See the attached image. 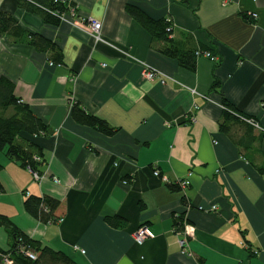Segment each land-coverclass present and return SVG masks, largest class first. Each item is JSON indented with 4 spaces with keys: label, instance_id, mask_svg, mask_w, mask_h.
Masks as SVG:
<instances>
[{
    "label": "crops",
    "instance_id": "0c3cea01",
    "mask_svg": "<svg viewBox=\"0 0 264 264\" xmlns=\"http://www.w3.org/2000/svg\"><path fill=\"white\" fill-rule=\"evenodd\" d=\"M62 1L70 11L51 26L18 0H0V12L64 57L53 64L0 35V79L14 84L15 96L50 130L31 138L43 150L40 179L0 151V215L75 264H264V0ZM127 5L169 20L173 39L189 38L217 62L198 55L195 71L182 68L157 50ZM90 20L101 23L102 41ZM146 70L156 73L152 81ZM75 102L115 134L77 124ZM225 102L257 122L260 128L247 123L257 143L238 145L241 126L231 135L220 130ZM31 196L60 203L54 222L25 210ZM180 215L178 232L173 217ZM114 216L125 227L106 223ZM143 226L154 238L138 245L134 234ZM17 243L0 226V249Z\"/></svg>",
    "mask_w": 264,
    "mask_h": 264
},
{
    "label": "trees",
    "instance_id": "16d2710c",
    "mask_svg": "<svg viewBox=\"0 0 264 264\" xmlns=\"http://www.w3.org/2000/svg\"><path fill=\"white\" fill-rule=\"evenodd\" d=\"M18 6L29 13L39 15L45 24L51 26H59L64 15L70 11L68 4L62 0H18ZM126 12L150 34L153 41L158 44L157 50L161 54L176 59L182 68L195 71L198 49L191 40H188L189 38L184 43L173 39L169 20H152L132 5L126 6ZM245 18L250 21L252 19L248 16ZM0 35L9 37L15 43L27 44L36 51L46 54L53 64L61 65L64 62L63 53L56 44L39 34L25 31L12 16L4 12H0ZM218 87L219 83L216 81L212 89ZM14 89V84L10 80L0 79V151H5L9 159L29 167L41 176L43 174L41 169L45 164L43 150L32 142L31 138L47 137L50 130L48 125L35 116L29 105L15 96ZM224 105L225 111L220 121V130L231 135L235 125L241 126L246 134L244 138L236 141L238 145L247 149L252 143H257L259 138L253 135V129L243 120L247 117L240 115L232 105L226 102ZM71 117L77 124L92 128L105 136H113L116 132L106 121L88 113L78 102L72 104ZM35 157L40 161H36ZM263 170L260 169L261 172ZM168 188L173 192L180 191L178 184H168ZM184 203H186L185 199ZM59 206L57 200L48 196H31L24 203L25 210L43 224L55 221V211ZM105 221L113 228H123L126 225V221L119 216L107 217ZM173 224L176 231L181 232L185 224L184 217L174 216ZM0 226L10 236L18 237L17 245L7 251L0 249V264H4L5 257L12 260V264H75L63 253L43 247L40 243L29 239L8 218L1 215ZM22 248L32 251L36 255V260L24 256L21 253Z\"/></svg>",
    "mask_w": 264,
    "mask_h": 264
},
{
    "label": "built area",
    "instance_id": "2783aa9c",
    "mask_svg": "<svg viewBox=\"0 0 264 264\" xmlns=\"http://www.w3.org/2000/svg\"><path fill=\"white\" fill-rule=\"evenodd\" d=\"M250 18L252 19H256V15H251ZM90 28H91V32L92 35L94 37V39L96 41H102L100 32H101V23L98 21H94V20H90ZM197 55H202L208 59H210L212 62L216 63L217 62V58L212 56L209 52H204V53H197ZM103 67H106V65H102ZM156 76V73L152 70H146L145 74H144V78L147 79L148 81H152ZM245 122H247L248 124L260 128L259 125L257 124L256 121H254L253 119H248V118H244L243 119ZM36 161H40L39 158L35 157ZM35 178L36 179H40L39 175H37V173H34ZM155 176H159L160 174L155 171L154 172ZM213 210H215V208H213ZM154 238V235L152 234V232L147 228V227H140L136 233L134 234V240L138 245H142L144 244V242L148 239H152ZM180 247L185 250L186 246H187V242L186 239L183 238L179 241ZM74 250H78L77 247H74ZM82 254H84V251H80ZM21 253L30 258L31 260H36V255L30 251V250H25V249H21ZM256 253V252H255ZM12 260H10L8 257H5L4 259V264H12Z\"/></svg>",
    "mask_w": 264,
    "mask_h": 264
},
{
    "label": "water",
    "instance_id": "95a60500",
    "mask_svg": "<svg viewBox=\"0 0 264 264\" xmlns=\"http://www.w3.org/2000/svg\"><path fill=\"white\" fill-rule=\"evenodd\" d=\"M15 238L17 239L18 237H17V236H15Z\"/></svg>",
    "mask_w": 264,
    "mask_h": 264
}]
</instances>
